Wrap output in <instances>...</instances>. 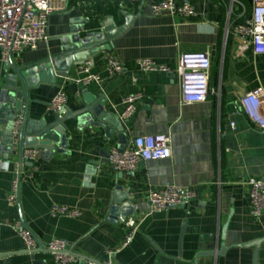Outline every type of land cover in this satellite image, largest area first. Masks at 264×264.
Returning a JSON list of instances; mask_svg holds the SVG:
<instances>
[{"label":"crops","instance_id":"crops-1","mask_svg":"<svg viewBox=\"0 0 264 264\" xmlns=\"http://www.w3.org/2000/svg\"><path fill=\"white\" fill-rule=\"evenodd\" d=\"M158 1L66 0L65 11L48 18L47 40L36 50L12 55L17 67L32 65L52 58L71 28L92 33L109 19L122 27L125 21L120 13L132 15V23L113 41L111 50L90 60L93 73L102 77L101 84H77V67L72 68L66 78L57 77L54 86H41L30 93V116L37 120L54 117L48 111L49 103L63 90L68 111L80 109L84 97L94 100L103 95L107 110L121 119L124 99L141 94L134 115L121 119L127 146L141 136L167 134L172 138V157L145 162L133 173H114L107 156L118 141L106 145L101 130L79 128L69 121L68 154L55 153L45 159L41 152L33 167H23L15 209L7 197L18 155L4 158L0 144V264H34L15 229L19 220L45 245L61 239L69 244L71 253L104 261L109 251L120 249L129 218L121 222L119 214L110 212L117 185L123 192L131 189L132 216L142 221L133 242L115 255V264L255 263V249L248 245L264 238V213L259 221L251 216L246 182L264 178V130L245 117L240 100L258 88L264 90V55L256 56L230 32L239 15L246 14L244 4L250 15L252 0H235L233 6L231 0H176L194 7L198 17L191 20L168 14L154 17L151 6ZM205 50L211 53L209 87L217 94L204 103L182 104L177 77L143 73L136 65L137 60L151 59L175 69L182 55ZM109 53L124 64L120 75H106L104 63ZM4 75L0 50V88ZM77 92H81L80 98ZM91 161L99 167L87 180ZM167 185L194 187L197 196L183 206L147 215L148 191ZM55 205L79 209L82 215L77 219L52 217ZM35 261L55 264L54 256L43 251L36 253ZM257 264H264V242Z\"/></svg>","mask_w":264,"mask_h":264},{"label":"built area","instance_id":"built-area-1","mask_svg":"<svg viewBox=\"0 0 264 264\" xmlns=\"http://www.w3.org/2000/svg\"><path fill=\"white\" fill-rule=\"evenodd\" d=\"M94 3L96 0H82ZM141 3L144 0H131ZM235 0H231V6ZM66 0H0V50L3 63H8L11 54L23 50H36L40 43L47 40V23L50 15L64 12ZM253 9L244 21L236 22L230 28L233 37L243 41L245 47H251L256 56L264 55V0H252ZM154 17L168 14L172 18L191 20L198 17L194 7L190 3H177L176 0H160L151 6ZM232 8L228 19L230 21ZM138 69L143 73H164L175 75L178 78L181 101L184 105L204 103L210 96L217 94L215 89L209 87V75L211 70V53L205 50L197 53L184 54L178 61L175 69L167 65H161L151 59L136 61ZM94 63L87 61L77 67L79 76L75 82L83 86L91 83L101 84L100 74L93 73ZM104 70L108 77H114L124 72V64L112 53L105 57ZM77 98L81 92H77ZM142 98L141 94L129 95L124 101L122 120H128L136 111V103ZM68 105V97L63 90H59L49 103L48 111L57 118H61ZM240 108L245 117L259 130H264V90L258 88L245 95L240 100ZM21 120L15 122L13 130L14 143L18 141ZM234 125L232 124V127ZM41 151L38 149H26L23 152V161L35 163L39 160ZM172 157V138L170 135H147L136 138L123 151L117 147L110 148L107 156L109 168L114 173H133L141 164L148 161L169 159ZM23 171L20 172L19 164L14 169V179L11 191L7 197L13 208L19 205V189ZM248 187V204L251 216L259 221L264 213V178H252L246 182ZM197 196L194 187H181L167 185L151 188L147 194L150 211L147 215L162 213L174 207L187 204ZM52 217H65L77 219L82 212L76 208L55 205L50 212ZM146 215V216H147ZM144 218V217H143ZM141 217L131 216L125 221V238L117 251H109L107 258L102 262L83 261L69 254V244L61 239H53L47 245L52 252L55 264H115V255L118 251L128 247L134 240ZM15 229L25 242L26 250L33 251L38 248V243L31 230L19 220L15 223Z\"/></svg>","mask_w":264,"mask_h":264},{"label":"water","instance_id":"water-1","mask_svg":"<svg viewBox=\"0 0 264 264\" xmlns=\"http://www.w3.org/2000/svg\"><path fill=\"white\" fill-rule=\"evenodd\" d=\"M120 15L125 21L122 27H116L114 20L109 19L101 23L99 29L92 33H84L81 29L71 28L69 34L62 37L59 51L50 59L17 67L13 63L11 54L9 62L4 64L5 75L0 88V144L4 147V158L7 159L17 153L20 172L23 167H33V163L23 161V152L26 149L40 150L45 159L52 158L55 153L68 154L69 121H75L79 128L89 127L92 131L101 130L106 145L117 140L118 150L123 151L128 147L123 123L117 114L107 110L106 98L103 95H99L94 100L84 97L83 106L80 109L66 110L61 118L54 116L37 120L30 116V93L32 91L38 90L41 86H54L57 77L66 78L72 68L83 65L100 52L111 50L113 41L130 26L134 18L127 12H121ZM82 34L84 35L81 36ZM173 77L176 76L173 75ZM17 120H21V125L18 141L14 143L12 133ZM98 167L99 163L89 162L87 180L97 174ZM133 201L131 189L123 192V187L117 185L113 192L111 214H119L121 222L125 221L135 213ZM33 236L38 243V248L25 252L32 256L34 264H40L35 261L36 253L43 251L52 254V252L34 234ZM263 242L264 238L248 245L255 249L254 264H257L258 252ZM179 246L181 247V243ZM69 254L86 262L91 261L71 252Z\"/></svg>","mask_w":264,"mask_h":264},{"label":"trees","instance_id":"trees-1","mask_svg":"<svg viewBox=\"0 0 264 264\" xmlns=\"http://www.w3.org/2000/svg\"><path fill=\"white\" fill-rule=\"evenodd\" d=\"M245 5V7H246V9H247V12H246V14L244 15V17H246V16H248V6L246 5V4H244ZM235 15L237 14V13H234ZM244 17L243 18H241V19H238V21L239 22H242V21H244ZM237 21V22H238Z\"/></svg>","mask_w":264,"mask_h":264}]
</instances>
